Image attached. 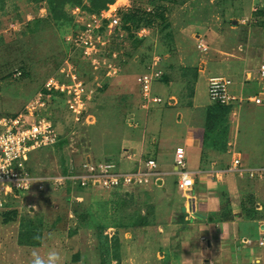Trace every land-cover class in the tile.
<instances>
[{"label":"rangeland","instance_id":"obj_1","mask_svg":"<svg viewBox=\"0 0 264 264\" xmlns=\"http://www.w3.org/2000/svg\"><path fill=\"white\" fill-rule=\"evenodd\" d=\"M116 1L80 0L84 15L74 13L71 0H0V120L23 113L48 79L62 78L60 69L68 59L93 91L87 121L74 123L61 98L50 100L45 115L56 126L58 140L30 153L32 174L63 177L69 163L75 172L83 163L131 170L138 159L152 156L149 147L163 113L178 108L184 115L201 116L203 171L211 172L212 179H242L237 201L251 216L256 203L262 205V214L264 185L243 174H227V169L234 155L244 168L264 167V106L241 102L232 112H217L220 124L207 120L216 109L210 105L207 80L229 78L233 93L243 98L261 87L258 94L264 95V82L256 75L264 47V0H118L129 4L119 14L131 30L107 45L124 53L123 61L113 63L119 71L107 76L105 65L94 70L68 39L83 27L88 13ZM140 30H145L141 37ZM154 58L163 76L153 83L151 95L161 102L147 104L136 79ZM158 163L160 173L173 171L170 163ZM167 177L128 192L81 189L73 180L59 188H32L0 211V264H33L37 256L46 261L51 251L59 254L57 264H102L99 240L108 249L105 264H170L161 230L147 228L167 220V208L178 195L184 200Z\"/></svg>","mask_w":264,"mask_h":264},{"label":"built area","instance_id":"obj_2","mask_svg":"<svg viewBox=\"0 0 264 264\" xmlns=\"http://www.w3.org/2000/svg\"><path fill=\"white\" fill-rule=\"evenodd\" d=\"M117 2L118 0L108 4L99 13H88L86 18L83 17V21L86 20L83 27H79L68 39L71 46L85 61L90 63L94 70L105 65L108 68L107 76H113L119 71V67L117 68L113 63L124 60L123 51L114 52L107 49V45L116 37L123 38L126 35L119 13L129 7V4L126 2L118 4ZM74 13L85 15L79 7H74ZM141 32L145 30L139 31L140 37L143 35ZM202 45H199L198 49L202 50ZM262 52L256 75L258 80L264 82V47ZM59 74L62 78L53 77L43 84L35 97L27 103L23 113L13 118L0 120L2 126L0 132V211L6 209L12 200L19 199L20 195L29 192L32 188H38V191H42V187L46 185L59 188L70 183V180H73L74 185L81 189L97 186V188L108 191L123 192H128L130 188L147 187L154 181L163 180L164 175L156 170V162L153 159L144 162L139 160L133 169L125 172H115L111 163L95 166L83 163L82 169L78 168L75 172L76 167L73 163H69L66 175L63 177L40 178L32 174L27 162L30 153L44 147H52L58 140L56 126L53 125L50 117L45 115V108L50 100L56 97L61 98L67 115L74 123L83 119L87 121L92 117L88 114L87 105L92 98L93 91L88 89L78 76L77 68L70 59L64 62ZM162 76L163 72L159 67L158 58H154L153 63L137 76L136 82L142 99L147 104L161 102L159 97L151 94L153 83L161 80ZM232 86L233 82L229 78L210 77L207 80L210 104L232 107L231 112L237 106L236 104L241 102L256 106L264 104V95H248L243 98L241 92L233 93ZM185 157L184 147H177L173 157L174 174L178 178L177 189L185 193L184 213L188 218H193L195 199L194 196L186 193L193 188L194 180ZM227 172L243 174L250 179H264V167L244 168L238 155L232 156ZM260 245H264V239L260 241Z\"/></svg>","mask_w":264,"mask_h":264},{"label":"crops","instance_id":"obj_3","mask_svg":"<svg viewBox=\"0 0 264 264\" xmlns=\"http://www.w3.org/2000/svg\"><path fill=\"white\" fill-rule=\"evenodd\" d=\"M171 98L173 104L178 103L176 98ZM201 123V116L194 118L188 116V112L184 115L178 108L161 116L157 136L152 140L153 146L149 147L152 150L150 159L156 162V167H159L158 161L163 166L170 163L173 171L163 175H168L169 185L176 186L174 152L177 147H184L187 167L194 180L193 188L186 194L194 196L195 214L188 218L184 213L185 193L181 192L183 202L179 201L182 197L178 195L176 204H169L167 208V220H156L154 225L147 226L148 232L161 230L163 253L170 256V264H264V245H260L264 239L262 205L256 203L258 208H254L253 216L249 215L241 208L240 200L237 201L240 194L237 187L242 184V179L236 176L212 179L211 172L203 171L206 163L201 158L202 153L204 155V126ZM252 181L264 185V180ZM227 200L229 204L224 208L223 203Z\"/></svg>","mask_w":264,"mask_h":264},{"label":"trees","instance_id":"obj_4","mask_svg":"<svg viewBox=\"0 0 264 264\" xmlns=\"http://www.w3.org/2000/svg\"><path fill=\"white\" fill-rule=\"evenodd\" d=\"M80 0H71V4L73 5V8L74 7H80V5L79 4H77L78 2H79ZM107 5L108 4H106L105 6L107 7ZM82 7V6H81ZM105 7V8H106ZM102 10V9H101ZM101 10H99V11H92V12H90V13H99ZM55 14H58V12H54ZM122 19H123V16L121 15V23H122V28L126 31H128L129 29L131 30V27H130V24L129 23H127V22H123L122 21ZM140 29V28H139ZM139 29H137V30H135V32L136 31H138ZM132 33H134V32H132ZM136 39H137V37H135ZM138 40H143V39H138ZM73 62V61H72ZM19 75H21V73L19 74ZM262 88V87H261ZM261 88H260V90H261ZM260 90H258L256 93L258 94V92L260 91ZM252 92V91H251ZM246 94H249V95H257V94H252V93H246ZM210 105H212L214 108H216L215 109V111L214 112H209L208 113V116H207V120H216L217 122V124H220L221 122H222V120H221V118H220V116L218 115V111H222V110H220V109H223V110H227V111H229V112H231V109H232V107H225V106H221V105H217V104H210ZM250 105H252V104H250ZM253 106H256V105H254L253 104ZM262 106H264V104L262 105ZM258 107V106H257ZM226 111V112H227ZM223 133H227L226 132V130L223 132ZM223 133H222V135H223ZM99 244H100V257H101V261H102V264H105L106 262H105V256L104 255H106L105 254V251H108V249H107V247H106V244H104V241H100L99 240Z\"/></svg>","mask_w":264,"mask_h":264},{"label":"clouds","instance_id":"obj_5","mask_svg":"<svg viewBox=\"0 0 264 264\" xmlns=\"http://www.w3.org/2000/svg\"><path fill=\"white\" fill-rule=\"evenodd\" d=\"M59 259H60L59 254L56 253L55 251H51L48 253L46 261L37 256L33 264H57Z\"/></svg>","mask_w":264,"mask_h":264}]
</instances>
